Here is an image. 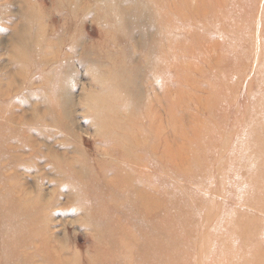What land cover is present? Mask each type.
<instances>
[{
	"label": "rangeland",
	"instance_id": "obj_1",
	"mask_svg": "<svg viewBox=\"0 0 264 264\" xmlns=\"http://www.w3.org/2000/svg\"><path fill=\"white\" fill-rule=\"evenodd\" d=\"M138 1V9L126 6L122 28L100 11L99 0H78L73 13L67 0H0V151H9L0 174L15 182L18 197L28 195L44 208L40 222L47 246L64 248L63 256H76L82 264H149L152 258L159 263L161 254L173 252L167 241L181 235L185 252L193 253L181 262L195 264L196 245L208 237L209 227L233 231L237 223L244 237L227 241L238 246L230 248L237 251L236 264H264V208L242 200L264 184V114L258 123L250 120L256 109H264V50L258 64L252 51L264 49L261 19L256 26L264 0H229L252 4L247 22L221 10L222 0H192V20H177L166 0L161 23L154 0ZM206 7L213 13L204 12ZM180 9L186 16L185 5ZM31 11L40 23L32 22ZM38 24L44 28L42 43ZM203 24H210L209 30ZM220 49L237 61L233 68L217 63ZM95 62L104 65L96 74L90 70ZM109 65L118 81L128 84L134 103L124 114L137 119L135 133L158 130V139L147 141L154 149H143L142 162L127 159L123 150L116 155L112 150L113 157V137L101 139L85 110L87 95L102 94L99 79ZM217 83L227 97L221 118L207 111ZM62 90L64 97L58 95ZM205 125L217 130L213 143L201 148L197 139ZM236 151L241 159L257 161L253 172L260 181L250 178L246 190L234 182L245 170L228 171ZM233 209L248 218L236 223ZM149 225L156 234L153 244L157 237L160 242L158 254L151 240L136 237L150 236ZM101 239H115L127 251L110 245L101 252L102 262L94 263L91 256ZM29 242L15 260L11 249L6 254L0 245V264H55L31 253ZM246 243L251 247L245 249ZM210 264L228 263L212 259Z\"/></svg>",
	"mask_w": 264,
	"mask_h": 264
},
{
	"label": "bare ground",
	"instance_id": "obj_2",
	"mask_svg": "<svg viewBox=\"0 0 264 264\" xmlns=\"http://www.w3.org/2000/svg\"><path fill=\"white\" fill-rule=\"evenodd\" d=\"M72 4L71 7V13L76 10V5L78 0H67ZM171 4L169 5L170 12H173L176 19L179 20V17L184 19V21H190L192 18H190V11H191V1L192 0H181V2H178L180 0H168ZM67 3V2H66ZM229 3V4H228ZM99 4L102 5L100 8V11L102 13L111 14L110 20L119 27H124V19L126 15H128L127 11L125 13V8L128 6V8L131 7V9H138L140 6L138 0H99ZM154 10L157 13L160 23L163 20L162 12L161 10L164 9L166 6V0H154L153 1ZM68 5V4H67ZM183 5H185L187 14L186 16L182 14V10L180 9ZM221 5H224V7H220L221 10L225 12H233L235 17L239 18V21L247 22L252 19V4H239V5H232L230 4L229 0H222ZM229 6V7H228ZM230 6L233 8L230 9ZM228 7V8H226ZM140 9V8H139ZM184 10V9H183ZM230 11V12H229ZM204 12H208L210 14L213 13V9H210V7H206L204 9ZM40 13V12H39ZM155 13V14H156ZM203 10L200 12V15H202ZM41 14V13H40ZM98 15V14H97ZM38 15L35 14L34 11H31V20L32 22H38L39 18L37 19ZM226 16V15H225ZM224 16V18H225ZM205 17V16H204ZM222 17V16H220ZM123 18V20H121ZM171 18L169 16H165L164 19ZM264 24V11L259 17L257 21V28L261 25V21ZM42 20V18H41ZM213 22V21H212ZM44 25V23H43ZM43 25H39L37 27V38L38 42L42 43L45 41L44 39V28ZM46 25V24H45ZM254 25V24H252ZM26 26V25H25ZM210 24H203V28L205 30H209ZM215 26V25H214ZM213 28L215 29V27ZM255 26V25H254ZM255 26V27H256ZM30 30V29H29ZM30 32V31H29ZM46 33V32H45ZM109 33V32H107ZM232 33V32H231ZM190 34V33H189ZM51 37L54 36V34H49ZM46 37V40L50 37ZM234 35L233 33L231 34ZM20 36V35H19ZM24 36V35H23ZM32 36V35H31ZM60 36V34L58 35ZM54 39V38H53ZM24 40V39H23ZM52 39H50L51 41ZM56 40H59V38H56ZM49 41V40H48ZM222 41V46H224V41ZM47 42V41H46ZM236 46V45H235ZM220 49L215 56V59H217V63L219 62L222 67L227 68H233L237 61L235 62L233 60V57H227L226 55L221 53ZM260 50V52H259ZM263 47L259 45V49H255V47L252 49L253 53L255 54V58L257 60L259 59L260 53L263 52ZM220 53L222 55H220ZM21 55V54H20ZM220 55V56H219ZM19 57V56H18ZM21 57V56H20ZM19 57V58H20ZM256 64V65H257ZM104 65L95 62L94 64H91L90 70H93L94 73H97V70H100ZM112 68L115 70V67L111 65ZM111 66H106L103 68L105 70L102 73V77L99 79L100 87L102 89V94L98 95L90 93L87 95L86 98V108L85 110L88 112V115L95 124V129L100 135L101 139H106L108 136H112L111 139L112 142H110V150L109 153L118 154L120 150H123L124 153H127L126 157L127 159L132 157L134 159L133 161L139 160V162L143 161L144 153L143 149L145 147L149 149H154L153 146H150L147 144V141L149 139H152L153 141L158 139V130L155 132L153 130H150V133H142L138 132L135 133L137 119H129V115H125L124 113H128L130 108L128 105L133 104L134 102L130 100V90L128 89V84L125 86L124 80L121 82L118 81V77L112 70ZM176 71V70H175ZM122 79V78H121ZM113 80L115 83H117L119 86L113 87ZM108 82V86L103 85L104 82ZM218 82L223 85L222 79L220 78ZM44 83V82H43ZM212 87V86H211ZM211 90L212 97L209 99L207 105V111L208 113H218L217 117L221 118L223 116L222 108L223 104H225L226 93L221 89V87L217 84H214ZM263 91V89H262ZM63 90L58 94L59 96H63ZM66 95V94H64ZM64 97V96H63ZM57 98V97H56ZM244 99V98H243ZM245 100V99H244ZM125 102V103H124ZM260 101H255V103H259ZM119 103V104H118ZM130 103V104H129ZM114 104L115 106L110 108V106ZM134 106H131V108ZM5 110V109H4ZM2 111V109H1ZM3 112V111H2ZM117 112H123V113H117ZM111 114V115H110ZM264 114L263 110H255L252 115H250L251 122L258 123V117ZM114 116V117H113ZM238 121V119H237ZM215 121H212L211 124H214ZM154 126V124H152ZM152 127V126H150ZM217 129L213 128L211 125H205L202 126V131L200 137L197 139V145L201 148H207L213 143L212 136L214 135L215 131ZM129 133V134H128ZM109 144V143H108ZM107 145V147H109ZM203 146V147H202ZM113 147V148H112ZM116 147H119V149H116ZM108 150V149H107ZM9 151L8 148L6 150L1 149L0 151V161L2 158L6 157L8 155ZM238 151L234 152L229 159V170H245L244 172L240 173L239 178H235L234 182L236 183V186H242L245 190L248 188V180L252 177H254L256 182L260 181V175H256L253 170L254 165L256 166L257 161L256 160H249L247 157H243L244 159H241L242 155L240 154L238 156ZM174 154V153H172ZM112 155V154H111ZM3 156V157H2ZM114 157V155H112ZM84 158L87 162V156ZM3 160V159H2ZM170 160H172V157L170 156ZM239 160L242 163H239ZM191 164V163H189ZM196 164V163H193ZM8 177L3 176V174H0V245H2L3 249L6 254L8 253V250L11 249V253L13 257L12 259H18V251L20 250L26 242H29L31 240V247H29L31 253L32 251H36L38 253H41L43 255L42 262H53L55 264H82L85 261H81L76 256H72V258H66L63 256L64 248L62 249H55L51 245L47 246L46 239L42 236L44 227H42L40 219L44 214V208L39 206L37 203L33 202V198H31L28 195H24L21 197H18L17 195V187L14 181L8 180ZM245 195H248L245 197ZM245 202L253 201V204L256 208L263 207L264 208V184L262 183L261 186L256 189V191H252L249 193H245L243 199ZM141 207L144 208V205H146L143 201H140ZM228 209V208H227ZM197 211L196 209H194ZM235 211V215H230L232 220L237 219H243L244 217L248 218L245 213L242 212V209H233ZM232 210V211H233ZM29 214L35 215V217H29ZM192 217L196 220V218L193 215ZM30 218L34 222V225H32ZM147 218V216L145 217ZM39 219V221H38ZM23 221V222H22ZM135 221L138 224H141V218L135 217ZM237 223V221H236ZM247 222L243 221V226H245ZM189 228L193 227V221L191 220L190 223H187ZM218 224L209 227V229H212V231L208 232V237H205L202 239V241L196 245L199 249L198 254L194 253L195 256V264L204 262L205 264H210L211 260L214 259L226 261L228 264H236L237 260V251L235 249L230 248H238V246H230L227 241L231 236L242 238L244 237V230L240 224H234V226H231V230L229 231L228 228H224L221 230L216 229ZM216 229V230H213ZM255 229H253L254 231ZM152 226L148 228V233L150 236H136L141 241L151 240V250H153V253L158 254L160 251V242L158 241V237L155 239V244H153V239L156 236L155 233H153ZM152 234V235H151ZM38 240V241H37ZM186 237L181 235L178 237V239L171 238L170 241H167L166 249H172V253L170 254H161L159 263L160 264H189L188 262L182 263L181 261L183 259H186L187 255H193V253L185 252L184 245L187 243ZM100 245L98 249L95 251V253L91 256V260L94 263H98L99 260L102 262L103 255L101 252L107 251V247L110 245H118L121 246L125 251V245L118 244L117 240H111L107 241L105 239H101L99 241ZM50 244V243H49ZM33 245V246H32ZM245 249H248L251 247V244H244ZM47 248V250H46ZM219 253V254H217ZM110 254V252H109ZM6 258L7 255H4ZM171 256V257H169ZM198 258V259H197ZM8 259H4V262ZM8 262H11L8 260ZM21 263V262H20ZM157 261V258H152V260L149 261V264H159ZM193 264V263H192Z\"/></svg>",
	"mask_w": 264,
	"mask_h": 264
}]
</instances>
